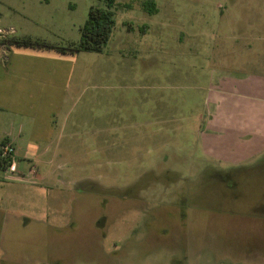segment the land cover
<instances>
[{"label": "rangeland", "instance_id": "obj_1", "mask_svg": "<svg viewBox=\"0 0 264 264\" xmlns=\"http://www.w3.org/2000/svg\"><path fill=\"white\" fill-rule=\"evenodd\" d=\"M144 1L116 0L106 45L73 53L80 87L51 149L12 145L0 264H264V145L233 163L200 137L218 77H264V0ZM90 5L1 0L0 28L66 46Z\"/></svg>", "mask_w": 264, "mask_h": 264}, {"label": "crops", "instance_id": "obj_2", "mask_svg": "<svg viewBox=\"0 0 264 264\" xmlns=\"http://www.w3.org/2000/svg\"><path fill=\"white\" fill-rule=\"evenodd\" d=\"M10 29L13 32L6 33L15 36V30ZM10 47L14 50L0 46L7 59L0 64V110L11 111L18 123L17 129L9 130L0 143L8 141L20 149L24 160L35 159L37 151L32 150L51 149L56 141L54 134L59 138L65 129L66 105L80 87V76L75 70L82 66L75 62L72 56L75 53ZM73 76L75 83H71ZM214 85L219 87L209 91L207 101L212 109L207 110L209 120L200 132V137L206 136L201 141L203 150H223L224 161L242 162L254 155L250 152L264 145V77L225 75L218 77ZM217 125H222L223 136ZM18 164L17 161V168Z\"/></svg>", "mask_w": 264, "mask_h": 264}, {"label": "trees", "instance_id": "obj_3", "mask_svg": "<svg viewBox=\"0 0 264 264\" xmlns=\"http://www.w3.org/2000/svg\"><path fill=\"white\" fill-rule=\"evenodd\" d=\"M104 6L90 5L87 17L80 26V36L77 43L66 46L55 45L43 40L30 37H16L13 35H0V45L15 47H30L35 49H53L61 53H79L81 51H99L106 45L113 25V11L116 0H96ZM143 10L149 13L156 12L154 0H145ZM2 143V142H1ZM0 167L4 165L0 162Z\"/></svg>", "mask_w": 264, "mask_h": 264}, {"label": "built area", "instance_id": "obj_4", "mask_svg": "<svg viewBox=\"0 0 264 264\" xmlns=\"http://www.w3.org/2000/svg\"><path fill=\"white\" fill-rule=\"evenodd\" d=\"M11 33L12 29L8 31L0 30L1 33ZM6 33V34H8ZM0 162L4 165L6 171L13 173L16 171V159L14 155V148L8 141L0 143Z\"/></svg>", "mask_w": 264, "mask_h": 264}]
</instances>
